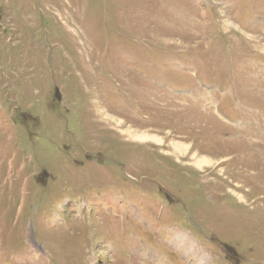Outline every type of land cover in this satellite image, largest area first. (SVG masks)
Listing matches in <instances>:
<instances>
[{"label":"rangeland","instance_id":"374dc122","mask_svg":"<svg viewBox=\"0 0 264 264\" xmlns=\"http://www.w3.org/2000/svg\"><path fill=\"white\" fill-rule=\"evenodd\" d=\"M0 264H264V0H0Z\"/></svg>","mask_w":264,"mask_h":264},{"label":"bare ground","instance_id":"6f19581e","mask_svg":"<svg viewBox=\"0 0 264 264\" xmlns=\"http://www.w3.org/2000/svg\"><path fill=\"white\" fill-rule=\"evenodd\" d=\"M107 113V112H106ZM108 114V113H107ZM109 116V115H108ZM118 117V116H117ZM108 119H109V121L111 122V123H116L117 125H122V122H120L119 121V119H116V117L115 116H111V118L110 117H108ZM115 126V125H114ZM129 134H130V136H135L134 135V133L133 132H129ZM140 139L141 138H143V139H148L149 138V136L147 137V136H140L139 137ZM159 141V140H158ZM181 147L182 146H180V145H175V147H173V148H175L176 149V151L177 152H181V153H183V151L185 150V149H181ZM172 236H173V240L171 241V245L172 246H174V247H176V248H179V249H185L186 250V255L191 251V247H190V245L187 243V240H186V238H185V236L182 234V233H180V232H172ZM187 237V236H186ZM190 242V241H189ZM191 243V242H190ZM178 250V249H177ZM199 260H201V258L199 259Z\"/></svg>","mask_w":264,"mask_h":264}]
</instances>
